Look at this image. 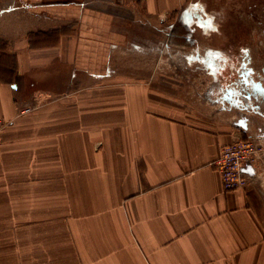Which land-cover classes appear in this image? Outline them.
Returning a JSON list of instances; mask_svg holds the SVG:
<instances>
[{"label": "crops", "instance_id": "obj_1", "mask_svg": "<svg viewBox=\"0 0 264 264\" xmlns=\"http://www.w3.org/2000/svg\"><path fill=\"white\" fill-rule=\"evenodd\" d=\"M246 58L264 0H0V264H264V180L214 166L264 116L196 79Z\"/></svg>", "mask_w": 264, "mask_h": 264}, {"label": "flooded vegetation", "instance_id": "obj_2", "mask_svg": "<svg viewBox=\"0 0 264 264\" xmlns=\"http://www.w3.org/2000/svg\"><path fill=\"white\" fill-rule=\"evenodd\" d=\"M249 58L235 71L212 73L211 85L204 98L219 103L225 110L241 109L264 115V59L263 65L245 67ZM221 86L217 85L222 80Z\"/></svg>", "mask_w": 264, "mask_h": 264}, {"label": "built area", "instance_id": "obj_3", "mask_svg": "<svg viewBox=\"0 0 264 264\" xmlns=\"http://www.w3.org/2000/svg\"><path fill=\"white\" fill-rule=\"evenodd\" d=\"M141 1V0H134ZM31 111L30 107L19 110V114ZM4 122L0 119V131ZM248 162L255 166L264 163V138L258 132L251 133L247 139L237 140L223 146L214 162L219 174L223 192L242 189L247 186L249 178L241 173V166Z\"/></svg>", "mask_w": 264, "mask_h": 264}, {"label": "rangeland", "instance_id": "obj_4", "mask_svg": "<svg viewBox=\"0 0 264 264\" xmlns=\"http://www.w3.org/2000/svg\"><path fill=\"white\" fill-rule=\"evenodd\" d=\"M129 1H134V0H129ZM154 59V61H156V60H158L159 58H153ZM180 59V60H179ZM121 60H123V65H125V66H127V60L128 61H130L131 60V58H129V59H127V57H123V58H121ZM182 60H184L185 61V63L187 64V66L189 67V70L190 69H192V63H191V61L193 60L192 58H177V57H175V56H171L170 55V52H169V54L168 55H165L164 57H162V61L159 63V64H161L162 65V62L163 63H166V64H168V65H171V63H176L177 61L179 62V61H182ZM187 60V61H186ZM204 60L205 61H207V58H204ZM189 61V62H188ZM136 64H139V63H137L136 62ZM191 66V67H190ZM126 68V67H125ZM184 69H182V71H183ZM223 74H225V73H223ZM142 76H143V74H141ZM147 76L148 75H150V74H146ZM152 75V74H151ZM158 75H160V74H158ZM185 75H187L186 73H185ZM199 76H197L196 75V79H198L201 83L203 82V85L205 84V83H207L208 81H210L211 80V78H212V73L211 72H204V73H202V72H200L199 74H198ZM146 76V77H147ZM168 76L169 77H172L173 76V74H171V73H169L168 72ZM191 81L192 79H191V77H189V74H188V77H187V79H185V81ZM205 82V83H204ZM185 84H184V88H183V90H182V92H183V95H185V96H187V97H193V98H196V96L197 95H199V96H202V90H203V88L200 86V88H198V89H195V88H191V84L190 83H186V82H184ZM201 85V84H200ZM187 86H189V87H187ZM205 95V94H204ZM203 95V96H204ZM257 175H259V176H261L262 177V179L264 180V163L263 164H260V166H258V168H257V173H256Z\"/></svg>", "mask_w": 264, "mask_h": 264}, {"label": "water", "instance_id": "obj_5", "mask_svg": "<svg viewBox=\"0 0 264 264\" xmlns=\"http://www.w3.org/2000/svg\"><path fill=\"white\" fill-rule=\"evenodd\" d=\"M264 116V115H263Z\"/></svg>", "mask_w": 264, "mask_h": 264}]
</instances>
